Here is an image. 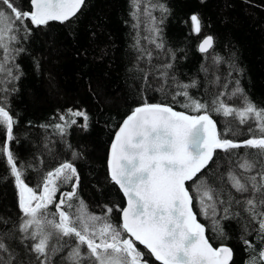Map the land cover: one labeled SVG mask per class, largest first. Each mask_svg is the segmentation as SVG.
I'll use <instances>...</instances> for the list:
<instances>
[{"label": "trees", "instance_id": "obj_1", "mask_svg": "<svg viewBox=\"0 0 264 264\" xmlns=\"http://www.w3.org/2000/svg\"><path fill=\"white\" fill-rule=\"evenodd\" d=\"M15 3L21 5L22 10H31L30 0H15ZM151 3L164 4L169 9L163 14L155 9L152 12L160 29L155 39L164 44L163 49H157L150 42L153 33L148 31L149 21L143 14L145 4L141 5L139 27H134L131 0H86L80 12L65 23L50 21L39 27L29 23L30 35L25 38L23 31L19 32L18 42L11 45L23 51L13 52L14 59L6 65L12 69L13 76L19 75V79L9 82L7 73H0V81H4L0 88L8 89L0 92V97H7L10 114L16 120L10 150L23 170L25 183L40 194L42 188L37 185L42 183L43 175L62 162H72L79 174V185L71 201L73 207H65V210L75 212L81 200L88 213L99 216L104 215L105 206L113 207L110 220L117 227L121 223L120 213L114 206L124 207L125 199L110 180L107 167L110 144L122 121L143 100L171 104L167 87L165 92L156 90L161 82V65L172 63L173 67L167 70L169 77L175 74L181 83L195 80L196 87L189 88V94L209 102L210 107L214 94L223 91L222 85L227 83L230 91L239 81L238 86L249 100L258 108H264V0H151ZM194 13L202 20L200 35L192 34L190 24L185 23ZM207 35L214 37V49L210 52L222 58L218 63L206 59L207 53L198 51V43ZM137 40L143 52L137 51ZM169 50L175 53L174 60L170 59ZM148 52L152 55L150 62ZM202 65L207 72L201 70ZM217 77L219 82L214 83ZM178 99L183 102V97ZM231 103L238 106V97ZM172 106L186 111L179 104ZM68 109L88 114L87 130L80 127V118H74L77 124L68 127L63 134L55 129V124L62 123L59 116L66 114ZM212 117L222 133L226 122L233 121L232 117L215 113ZM228 126L232 132L227 138L243 141L251 135L247 132L248 124L233 121ZM5 143L6 132L0 127V147ZM73 152L77 153L75 158ZM255 152L249 148L228 152L217 149L213 161L199 174L206 176L208 184L226 202L218 204L221 215L230 200V212L239 213L235 218L221 221L224 236H219L212 231L211 221L200 215L194 199V209L206 225L212 243H223L233 249L231 264H245L249 256L255 254L253 250L245 251L241 236L253 242L256 252L262 245L256 231L258 225L251 221L242 205L235 203L241 196L226 179L229 159L234 166L236 154L253 156ZM75 179L73 177V183ZM73 183L57 181V202L62 192L73 190ZM18 200L14 177L5 156L0 155V231H14L15 236L8 243L17 259L27 262L34 259L35 254L25 252V245L30 241L21 242L22 213ZM47 212L51 218L55 203L48 206ZM66 253L67 249L52 254L51 264H60ZM149 263L159 264L151 255Z\"/></svg>", "mask_w": 264, "mask_h": 264}, {"label": "snow or ice", "instance_id": "obj_2", "mask_svg": "<svg viewBox=\"0 0 264 264\" xmlns=\"http://www.w3.org/2000/svg\"><path fill=\"white\" fill-rule=\"evenodd\" d=\"M131 4L134 9L131 15L136 21L134 27H139L141 5L145 4L143 14L149 21L148 31L153 33L150 42L157 49H163L164 44L157 43L155 39L160 29L152 12L155 9L163 14L169 9L164 4H152L151 0H131ZM84 5L85 0H30L29 11L22 10L15 0H0V73L6 72L9 82L19 79V75L13 76L12 69L6 65L14 59L13 52L23 51L13 49L11 45L18 42L19 32L23 31L25 38L30 35L29 23L35 27L48 25L50 21L65 23L75 17ZM185 23L190 24L192 34L200 35L202 20L198 14L190 15ZM214 43V37L207 35L202 37L197 47L200 53L208 54L206 59L218 63L222 58L210 52ZM138 45L139 40L137 51L143 52ZM147 56L150 62L151 52ZM169 56L175 59L171 50ZM14 67L18 68V65ZM172 67V63L161 65V82L156 88L160 92H165L166 87L169 89L166 94L170 96L171 104L143 100L122 121L110 144L107 161L110 180L126 198L124 207L114 206L121 217L119 227L110 220L113 207L105 206L104 215L99 216L88 213L81 200L75 212L65 210V207H73L71 201L79 185L78 173L72 162H62L45 173L42 183L37 185L42 191L37 194V190L29 187L22 178L23 170L7 143L0 147V155L5 156L19 190L21 242L30 241L25 245V252L35 254L34 259L27 262L18 260L8 243L14 238V231H0V264H51V255L65 249L67 253L61 257L60 264H148L136 242L160 264H231L232 248L223 243L213 247L205 234V225L197 219L194 199L200 215L211 221L212 231L224 236L221 221L235 218L239 213L230 212V200L221 215L217 210L218 204L225 205L226 202L208 184L206 176L198 174L213 161L217 149L228 152L239 148L255 149L256 152L253 156L236 154L234 166L229 159L226 179L240 194L241 199H236L235 203L242 205L251 221L258 225L256 231L262 241L256 252L253 242L241 236L245 251L253 250L255 253L245 264H264V108H258L249 100L238 86L239 81L230 91L227 83L222 85L223 91L214 94L210 107L209 102H202L189 94L188 89L196 87L195 80L181 83L175 74L169 77L167 70ZM201 70L207 72L203 65ZM144 79L147 82V74ZM213 82L218 83L219 77ZM7 91L0 88V92ZM178 97H183L182 103ZM234 97L239 99L238 106L230 104ZM173 104H179L186 111L175 110ZM212 113L232 117L241 125L248 124L250 137L243 141L227 138V134L232 132L228 125L233 121L226 122L222 133L217 129ZM74 118H80V127L88 129V114L73 109L59 116L62 123L55 124V129L63 134L68 127L77 124ZM15 123L7 97H0V127L6 132L7 142L14 139ZM72 155L75 158L77 153ZM216 167L218 169L219 164ZM73 177L76 178L75 183ZM221 178H224L223 174ZM60 179L73 183V190L63 193L57 202V181ZM54 203L55 212L49 218L47 209Z\"/></svg>", "mask_w": 264, "mask_h": 264}, {"label": "water", "instance_id": "obj_3", "mask_svg": "<svg viewBox=\"0 0 264 264\" xmlns=\"http://www.w3.org/2000/svg\"><path fill=\"white\" fill-rule=\"evenodd\" d=\"M85 1H86V0H85ZM81 9H82V8H81ZM78 13H79V12H78ZM78 13H77V14H78ZM175 110H176V109H175ZM192 115H195V114H192ZM113 139H114V137H113ZM112 141H113V140H112ZM6 143H7V146L9 147V143H10V142H7V141H6ZM109 152H110V148H109ZM109 152H108L107 161H108V158H109ZM213 157H214V156H213ZM210 163H211V162H210ZM210 163L208 164V166L210 165ZM208 166H207V167H208ZM107 167H108V163H107ZM207 167H206V168H207ZM206 168H205V169H206ZM205 169H204V170H205ZM204 170H203V171H204ZM108 172H109V169H108ZM109 176H110V174H109ZM78 177H79V175H78ZM188 183H189V182H188ZM41 191H42V190H41ZM76 191H77V188L75 189V193H76ZM120 191H121V190H120ZM63 193H66V191L63 192ZM63 193H62V194H63ZM121 193H122V191H121ZM62 194H61V196H62ZM122 194H123V193H122ZM61 196H60V198H61ZM60 198H59V199H60ZM124 198H125V197H124ZM58 201H59V200H58ZM125 205H126V198H125ZM205 234H206V236H207V233H205ZM209 241H210V240H209ZM136 243L139 244V242H136ZM210 243H211V242H210ZM143 247H144V246H143ZM213 247H214V246H213ZM233 257H234V253H233ZM153 258H154V257H153ZM154 259H155V258H154ZM157 262H159V261H157ZM159 263H160V262H159Z\"/></svg>", "mask_w": 264, "mask_h": 264}, {"label": "flooded vegetation", "instance_id": "obj_4", "mask_svg": "<svg viewBox=\"0 0 264 264\" xmlns=\"http://www.w3.org/2000/svg\"><path fill=\"white\" fill-rule=\"evenodd\" d=\"M141 248H143V249H141ZM141 248L139 249L141 252H143L145 255H147V256H144L147 260H148V262H149V257H150V255L148 254V253H146V249L143 247V246H141ZM149 264V263H148Z\"/></svg>", "mask_w": 264, "mask_h": 264}]
</instances>
